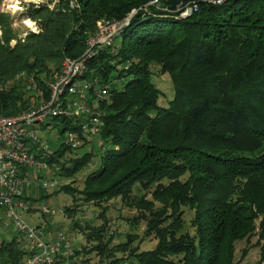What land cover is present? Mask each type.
I'll list each match as a JSON object with an SVG mask.
<instances>
[{
  "label": "trees",
  "instance_id": "1",
  "mask_svg": "<svg viewBox=\"0 0 264 264\" xmlns=\"http://www.w3.org/2000/svg\"><path fill=\"white\" fill-rule=\"evenodd\" d=\"M148 1L77 0L71 7L59 0L57 8L30 6L23 14L38 18L41 29L13 45L14 34L0 13V112L15 113L27 102L20 72L33 74L46 91V80L59 71L62 58L83 51L98 18L117 19L136 9L118 40L86 61L85 75L108 84L107 98L98 102L103 123L93 137L83 136L79 156L59 160V173L71 177L88 165L96 140L98 166L87 172L81 187L69 181L45 191L35 184L36 191L27 196L39 200L65 190L74 200L100 207V223L72 217V227L85 236L79 248L73 246L79 259L72 264H237L235 242L252 236L260 245L261 264L264 0ZM193 3L197 9L180 16ZM153 64L171 78L167 106L158 102L162 91L151 80ZM57 122L60 133L79 129L72 117L54 116L41 131ZM50 143L52 159L73 151L62 140ZM114 197L136 207L131 222L145 220L141 236L125 232V239L113 241L116 231L109 229L104 202ZM184 207L193 211L187 226ZM76 208L62 206L69 216ZM148 236L155 244L141 249L139 242ZM247 251L245 246L240 259ZM92 252L99 256L94 262ZM27 255L18 230L0 237V264H23ZM64 261L59 253L53 264Z\"/></svg>",
  "mask_w": 264,
  "mask_h": 264
},
{
  "label": "built area",
  "instance_id": "2",
  "mask_svg": "<svg viewBox=\"0 0 264 264\" xmlns=\"http://www.w3.org/2000/svg\"><path fill=\"white\" fill-rule=\"evenodd\" d=\"M5 1L12 3L11 0L2 3ZM67 1L71 7L77 5V0ZM146 4H158V0H149ZM193 9H197L196 3L186 6L180 15H187ZM134 11L136 9L117 19L102 17L97 20L83 51L77 56L62 58L59 71L46 80V91L33 74H23L26 105L15 113L0 112V207L19 231L28 250L23 264H53L59 253L75 257L66 231H46L39 224L28 222L21 212L56 213L47 202L40 203L28 197L27 189L35 184L45 191L57 188L60 184L57 178L61 167L59 160L69 155L79 156L76 149L83 136L99 132L103 120L98 102L107 98L108 84L97 75H85L86 61L113 42ZM54 116L72 117L79 125L78 130L66 129L62 139L73 151H65L57 159L51 158L54 147L40 134L42 123Z\"/></svg>",
  "mask_w": 264,
  "mask_h": 264
},
{
  "label": "rangeland",
  "instance_id": "3",
  "mask_svg": "<svg viewBox=\"0 0 264 264\" xmlns=\"http://www.w3.org/2000/svg\"><path fill=\"white\" fill-rule=\"evenodd\" d=\"M4 0H0V13H3L6 15L8 25L11 28V31L14 34V37H12L9 41L11 45H13L17 39L23 40L25 35L29 32H39L41 29V24L38 18L32 17V16H24L23 12L30 6H39V5H46L48 8H57L59 7V0H15L17 8L9 6L6 3L3 4ZM214 2H217V0H214ZM188 6V5H186ZM185 6V7H186ZM185 7H183L182 11L185 10ZM190 13V12H189ZM181 16V15H180ZM102 18V17H101ZM98 18L97 20L101 19ZM26 20H31L33 23L32 25H28L25 23ZM96 20V25H97ZM26 24V25H25ZM3 26L0 24V34L2 32ZM118 40V37H116V41ZM23 75L24 72H20L19 75ZM17 75V76H19ZM151 80L161 89L162 93L159 95L158 102L161 105L167 106L169 104V100L173 97V86L172 81L169 76L168 72H161L159 70L158 65L153 64V72L151 74ZM27 93V92H26ZM61 127V123L57 122L56 124H53L52 127H50L47 130L41 131L40 134L47 138L50 142L59 143L66 134L65 131L62 133L59 132V128ZM93 137V136H91ZM96 140V139H95ZM97 143H94V155L89 162L88 165L83 166L80 168L74 176L67 177L65 175H57V178L61 183L65 182H72L74 186L81 187L83 185V179L88 171L96 168L99 164V149H100V142L96 140ZM90 145V143L87 145V147ZM84 148H77L76 151L82 152ZM135 193L138 195L142 192V189L139 187L134 189ZM38 192V191H37ZM70 192H67L65 190H60L57 193H54L50 195L48 198H42L39 199V202H47L50 206H52L56 213L53 215H42L40 212H36L35 214H28L25 211H22V216L30 223H38L40 221L46 220L49 223V231L53 233V231H57L58 229H62L67 232L69 240L72 243V246L75 248H79L82 243L85 242V236L84 234L79 231L77 228H73L71 225L72 217L73 218H80L81 220L84 219H90L93 220L94 223H100L102 219L98 216V213L100 211V207L95 204L92 201H84L82 199L74 200ZM147 198L150 197V193H147ZM79 203V204H76ZM108 205V208L106 210V216L108 218V225L109 229L116 231L114 242L120 241L125 239V232H135L138 236L142 235V232L145 228V220L139 219L136 224L131 222V219H133L134 216L137 215L138 211L136 207L129 206L119 198L114 197L111 198L109 201L104 202ZM75 205L77 208L75 210V213L73 216H69L65 211L61 212V208L63 205ZM193 211L192 209L188 207H184V226L188 225V220L192 216ZM2 216V217H1ZM0 217V237L6 236L10 237L14 233L17 232V229L12 224V221L7 217V215L2 214ZM256 240V236H252L249 241L246 239L237 240L235 242V260H237V264H257L258 259L260 257V245L254 244ZM137 242V240H136ZM156 239L152 236L145 237L142 241L139 242L140 248H148L155 244ZM248 246V251L244 255L243 258L240 259L241 250ZM121 252H117V255H121ZM90 255V261L94 262L98 260V254L95 252H92ZM66 256V255H64ZM78 257H67V262L64 261V264H72V260ZM79 259V258H78ZM60 257L58 260V263L60 261ZM261 264H264V259L262 260Z\"/></svg>",
  "mask_w": 264,
  "mask_h": 264
},
{
  "label": "crops",
  "instance_id": "4",
  "mask_svg": "<svg viewBox=\"0 0 264 264\" xmlns=\"http://www.w3.org/2000/svg\"><path fill=\"white\" fill-rule=\"evenodd\" d=\"M36 189H37V187L36 186H33V187H31V188H28L27 189V192L28 193H30V194H33L35 191H36ZM36 212H28V214H30V215H32V214H35ZM37 224H39L40 226H42L43 227V229H45L46 231H49L48 229H49V223H48V221H46V220H43V221H40V222H38ZM53 233H54V231H53ZM53 235V234H52ZM51 235V236H52ZM66 264V263H65Z\"/></svg>",
  "mask_w": 264,
  "mask_h": 264
},
{
  "label": "bare ground",
  "instance_id": "5",
  "mask_svg": "<svg viewBox=\"0 0 264 264\" xmlns=\"http://www.w3.org/2000/svg\"><path fill=\"white\" fill-rule=\"evenodd\" d=\"M11 1H12V3H13V4H12V7L17 8V5H16L15 0H11ZM10 6H11V4H10ZM25 23L28 24V25H32L33 22H32L31 20H26ZM26 24H25V25H26Z\"/></svg>",
  "mask_w": 264,
  "mask_h": 264
}]
</instances>
